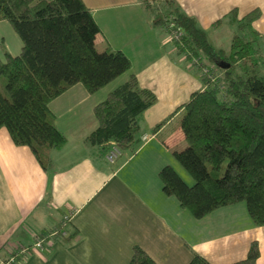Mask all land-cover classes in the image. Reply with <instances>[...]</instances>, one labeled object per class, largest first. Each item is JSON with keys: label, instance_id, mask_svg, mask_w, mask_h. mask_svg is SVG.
Returning a JSON list of instances; mask_svg holds the SVG:
<instances>
[{"label": "crops", "instance_id": "0c3cea01", "mask_svg": "<svg viewBox=\"0 0 264 264\" xmlns=\"http://www.w3.org/2000/svg\"><path fill=\"white\" fill-rule=\"evenodd\" d=\"M84 2L101 27L97 48L123 50L131 69L120 82L111 81L95 93L77 83L50 102L55 123L68 138L63 147L51 151L50 170L29 146L15 144L9 131L0 129V258L19 244L31 247L35 235L57 227L73 212L67 230L77 232L74 239L54 237L43 248H32L18 264H130L135 246L158 264H188L195 253L212 264H230L244 259L254 240L260 248L254 264H264V225L253 222L245 202L196 218L163 191L159 173L165 165L182 177L173 152L187 145L182 106L204 88L196 66L177 52L167 27L156 23L141 1ZM177 2L198 19L217 48L222 46L216 45L211 32L228 27L229 46L235 26L226 15L233 9L239 17L259 9L253 25L264 39V0ZM12 27L0 21V59L22 49ZM132 73L141 87L155 92L157 101L140 119L138 150L110 163L101 147L87 140L98 125L94 107Z\"/></svg>", "mask_w": 264, "mask_h": 264}, {"label": "trees", "instance_id": "16d2710c", "mask_svg": "<svg viewBox=\"0 0 264 264\" xmlns=\"http://www.w3.org/2000/svg\"><path fill=\"white\" fill-rule=\"evenodd\" d=\"M139 1L170 33L184 30L175 41L177 52L196 66L204 85L182 106L187 145L173 152L194 183L168 164L159 173L163 191L196 218L245 202L253 222L264 225V39L253 25L261 11L239 17L237 9L231 10L226 15L235 26L231 42L217 48L177 0ZM1 20L12 24L23 46L18 55L7 52L0 59V129L6 128L15 144L29 146L50 170L51 151L68 141L50 102L77 83L95 93L129 71L131 59L121 49L97 48L101 27L84 0H0ZM156 101L155 92L141 87L132 73L95 105L98 125L87 140L105 155L112 144L120 147L121 156L133 155L142 143L140 119ZM76 235L70 231L67 240ZM259 256L254 240L247 256L230 264H254ZM130 264L158 263L135 246ZM188 264L212 263L195 253Z\"/></svg>", "mask_w": 264, "mask_h": 264}, {"label": "built area", "instance_id": "2783aa9c", "mask_svg": "<svg viewBox=\"0 0 264 264\" xmlns=\"http://www.w3.org/2000/svg\"><path fill=\"white\" fill-rule=\"evenodd\" d=\"M184 33V30L179 29L171 33L172 38L175 41H180ZM207 69H204V71ZM122 151L117 144H112L111 148L106 153L105 157L110 163L116 162V160L121 156ZM73 212L67 214L64 219L61 221L60 225L54 227L48 232L40 233L35 235L34 242L31 247L18 245L10 251V255L6 258H0V264H18L20 260L28 254L32 248H43L44 245L54 237L58 236H67L68 230L67 225L72 219Z\"/></svg>", "mask_w": 264, "mask_h": 264}, {"label": "rangeland", "instance_id": "374dc122", "mask_svg": "<svg viewBox=\"0 0 264 264\" xmlns=\"http://www.w3.org/2000/svg\"><path fill=\"white\" fill-rule=\"evenodd\" d=\"M7 22H9L7 20ZM9 24H11L9 22ZM12 25V24H11ZM13 32L14 28L12 27ZM171 34V33H170ZM212 36H216V40L215 43L216 45L220 44L222 47H226L225 45L228 44L229 42V35H231V31L228 30V27L224 26L221 28H218L216 30H214L213 32H211ZM172 38V36H171ZM172 40L175 42V40L172 38ZM125 74L122 75L121 77L117 78L116 80L112 81V83L110 84H115L116 82H120L123 78H124ZM110 86V85H108ZM177 164H179V168L181 169V175L184 178V180L189 184L192 185L194 183V178L192 177V175L181 165V163H179L176 160Z\"/></svg>", "mask_w": 264, "mask_h": 264}, {"label": "water", "instance_id": "95a60500", "mask_svg": "<svg viewBox=\"0 0 264 264\" xmlns=\"http://www.w3.org/2000/svg\"><path fill=\"white\" fill-rule=\"evenodd\" d=\"M219 65L224 68H228L230 66V63L228 62H220Z\"/></svg>", "mask_w": 264, "mask_h": 264}]
</instances>
